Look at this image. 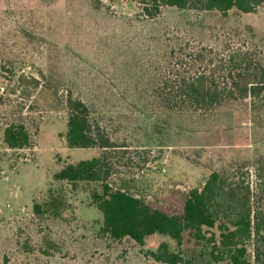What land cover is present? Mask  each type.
<instances>
[{
    "label": "rangeland",
    "instance_id": "rangeland-1",
    "mask_svg": "<svg viewBox=\"0 0 264 264\" xmlns=\"http://www.w3.org/2000/svg\"><path fill=\"white\" fill-rule=\"evenodd\" d=\"M180 46L242 49L264 65V5L225 16L166 6L148 19L135 0H0V264H164L151 255L162 243L188 264H226L199 257L211 244L188 233L180 247L158 234L143 245L110 239L92 202L100 185L53 178L101 155L68 147L70 93L116 146L107 154L113 189L180 214L187 193L216 172L239 178L251 211H264V103L238 100L205 115L165 111L151 91ZM11 122L25 124L30 147L5 146ZM51 192L64 200L61 215L37 217L33 205Z\"/></svg>",
    "mask_w": 264,
    "mask_h": 264
},
{
    "label": "trees",
    "instance_id": "trees-1",
    "mask_svg": "<svg viewBox=\"0 0 264 264\" xmlns=\"http://www.w3.org/2000/svg\"><path fill=\"white\" fill-rule=\"evenodd\" d=\"M135 1L148 19L156 18L166 6L225 16L230 11L254 13L264 5V0ZM170 54L166 72L158 73L151 91L152 98L165 111L173 115H205L226 103L245 99L263 105L264 65L249 51L180 46ZM64 102L68 147L98 149L101 155L65 165L53 178L71 185L81 182L100 185L101 192L92 194V202L102 215L100 231L104 235L113 240L128 238L143 245L147 237L158 234L180 247L184 233H188L198 243L206 240L211 244L199 257L206 256L215 263L264 264V211H251L249 196L244 191L248 186L242 187L239 178L230 179L212 172L200 189L187 193L182 213L167 214L109 185L107 180L112 171L107 154L116 148L115 144L93 117L89 105L70 93ZM3 142L9 149L21 150L30 147L31 136L24 123L11 122L3 130ZM258 177H264V169ZM48 196L47 200L33 205V214L58 218L64 200L60 193L51 192ZM214 228L217 235L211 232ZM151 255L164 264H188L165 243Z\"/></svg>",
    "mask_w": 264,
    "mask_h": 264
}]
</instances>
